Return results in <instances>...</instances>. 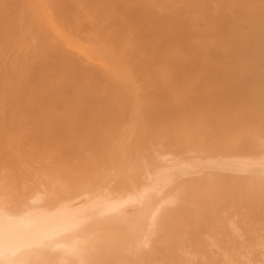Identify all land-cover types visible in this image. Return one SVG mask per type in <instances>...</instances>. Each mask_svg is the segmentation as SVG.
Listing matches in <instances>:
<instances>
[{
  "label": "bare ground",
  "instance_id": "bare-ground-1",
  "mask_svg": "<svg viewBox=\"0 0 264 264\" xmlns=\"http://www.w3.org/2000/svg\"><path fill=\"white\" fill-rule=\"evenodd\" d=\"M0 264H264V0H0Z\"/></svg>",
  "mask_w": 264,
  "mask_h": 264
}]
</instances>
